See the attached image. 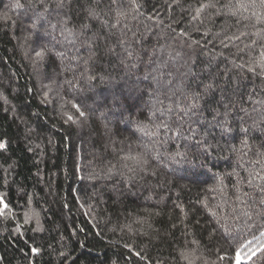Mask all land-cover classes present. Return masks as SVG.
Wrapping results in <instances>:
<instances>
[{
	"label": "trees",
	"instance_id": "16d2710c",
	"mask_svg": "<svg viewBox=\"0 0 264 264\" xmlns=\"http://www.w3.org/2000/svg\"><path fill=\"white\" fill-rule=\"evenodd\" d=\"M0 142V264H264V0H0Z\"/></svg>",
	"mask_w": 264,
	"mask_h": 264
},
{
	"label": "snow or ice",
	"instance_id": "6c2138e0",
	"mask_svg": "<svg viewBox=\"0 0 264 264\" xmlns=\"http://www.w3.org/2000/svg\"><path fill=\"white\" fill-rule=\"evenodd\" d=\"M14 7H21V5H20L19 3H17V4L14 5ZM119 15H120V16H124L125 13L121 12V13H119ZM33 27L35 28L36 25L34 24ZM33 51H34V55H35L36 60H43V59L45 58V56L47 55V51H46V49H45L43 46H40V47H38L37 49H34ZM61 55H62V54H61ZM176 57H180V53H177V54H176ZM176 57H174V59H176ZM173 70H174V71H178V69H173ZM172 83H173V81H172V80H169V86H171ZM213 87H214L213 84L205 85V89H206V90L211 89V88H213ZM194 97H195V98L192 99V103L189 105L190 108H194V107L197 106V104H196V100H198V99L200 98V94H199V93H195V94H194ZM75 107H77V109H78V108H79V105H75ZM80 115L83 116L84 113H83V112H80ZM68 120H69V121H72V120H73V117L68 116ZM166 126H167V125H165V127H166ZM4 147H5V144H4L3 142H0V148H4ZM2 202H3V198L0 197V203H2ZM7 207H8L7 204H4V205H3V208H7ZM2 211H3V209L0 208V212H2ZM33 251H38V249H33ZM136 255H139V253H137Z\"/></svg>",
	"mask_w": 264,
	"mask_h": 264
},
{
	"label": "rangeland",
	"instance_id": "374dc122",
	"mask_svg": "<svg viewBox=\"0 0 264 264\" xmlns=\"http://www.w3.org/2000/svg\"><path fill=\"white\" fill-rule=\"evenodd\" d=\"M0 197H2V195H0ZM3 198V197H2ZM5 204V201L3 199V202H2V205H1V208L3 209V205Z\"/></svg>",
	"mask_w": 264,
	"mask_h": 264
}]
</instances>
